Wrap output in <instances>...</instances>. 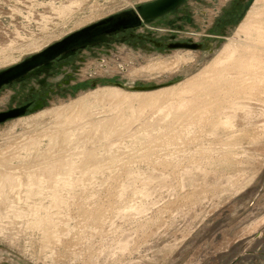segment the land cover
I'll use <instances>...</instances> for the list:
<instances>
[{
    "label": "rangeland",
    "instance_id": "rangeland-1",
    "mask_svg": "<svg viewBox=\"0 0 264 264\" xmlns=\"http://www.w3.org/2000/svg\"><path fill=\"white\" fill-rule=\"evenodd\" d=\"M148 1L0 0V70ZM246 2L188 0L182 9L192 22H182L181 30L168 26L166 16L132 31L156 41L179 31L178 40L211 44V54L142 47L137 39L118 36L72 58L77 68H66L70 86L53 93L43 108L0 123V181L6 180L2 174L14 177L0 187V261L264 264V98L183 92L163 99L158 109L139 112L135 95L185 82L228 39L244 45L249 35L238 29L246 16L252 14L254 24L264 21V0L244 11ZM184 52L192 60L178 69L150 70L158 60ZM154 84L161 86L130 89ZM33 86L35 79L4 87L0 111L25 102ZM106 87L129 92L118 115L110 101L97 97ZM83 96H91L86 114L56 117L59 108ZM89 124L103 129L89 132ZM88 150L93 154L85 155Z\"/></svg>",
    "mask_w": 264,
    "mask_h": 264
},
{
    "label": "bare ground",
    "instance_id": "bare-ground-1",
    "mask_svg": "<svg viewBox=\"0 0 264 264\" xmlns=\"http://www.w3.org/2000/svg\"><path fill=\"white\" fill-rule=\"evenodd\" d=\"M259 1L261 2V0ZM257 12L260 14L259 11ZM253 18L254 16L249 13L248 16H246V18L242 21L243 23L240 26V29H238V31L239 30L245 31L246 34L249 35V37H247L248 41L247 42L243 41L244 45L239 44L238 46L237 44H235L236 42L234 39H228L223 45L224 50H221L218 54H216L209 62H207V64L204 67L199 69L198 72H195V74H193L185 82L177 86L159 90L156 92H138V93L135 92L137 93L135 95H137L136 97L139 103L137 111L140 112L144 110L145 106H149L155 109L161 104L163 99L164 100L168 99L169 97H171V95L173 96V98H179V96L183 92H185L190 95L194 94L193 96H195V94H200L202 90L203 92L205 91L206 93H210L211 95L213 94V97H211L213 99L217 96V93H220V91L223 92L225 95H229V93L233 91L235 96L239 98H246V99L254 98L259 100L260 98L263 99L264 98V53L262 52L263 50L262 46L264 44V21H256V24H254ZM191 60H192V56L189 53L184 52L169 58H163L158 60L157 62L153 63L150 66V70L155 72H172L178 69L181 65H184ZM97 94H98L97 97L110 101L112 103L111 108L116 111V112L113 111L114 115H118V113L122 112L120 102L126 96L129 95V92H126L118 87L117 88L106 87L101 89V91L98 92ZM89 98H91V96L79 97L73 100V102H71L70 104L59 108L55 112L56 117L66 115V117L73 120L80 113L86 114L88 112L87 109H88ZM211 98L209 100H212ZM200 99L202 100L201 97ZM200 99L198 98V100ZM196 109L197 110L194 112V114L195 113L198 114L201 111V108L200 109L196 108ZM132 115H131V120L133 119ZM115 126H117V128L119 127L118 124H115ZM88 128H90L89 132L91 131V129L94 130L95 132H99L103 129V126L93 127V124H89ZM90 135L91 133H88L87 135L84 136H90ZM92 154L93 151L88 150L86 151L85 155L90 156ZM55 163L60 164L59 166L62 167L60 162H55ZM53 168L54 167L50 165L48 168L50 174L46 172L50 177L49 179H51ZM1 176L2 179L5 178L6 180L7 179L13 180L14 178L13 175L8 173L4 175L2 174ZM52 178H53L52 181H49L50 185L53 183L54 180V177ZM6 180L0 181V187ZM7 182L9 183V185H12L14 183V181H7ZM30 182L34 183L35 181H32L31 179ZM35 186L37 187V185ZM36 189L37 188H35L34 193H36ZM33 190L34 189L31 190L29 189L30 193L33 192Z\"/></svg>",
    "mask_w": 264,
    "mask_h": 264
},
{
    "label": "water",
    "instance_id": "water-1",
    "mask_svg": "<svg viewBox=\"0 0 264 264\" xmlns=\"http://www.w3.org/2000/svg\"><path fill=\"white\" fill-rule=\"evenodd\" d=\"M187 1L188 0H151L133 8L113 13L73 31L62 39L46 46L41 51L26 57L12 66L0 70V90L14 83H23L31 77L40 76L42 74L47 76L54 60H65L86 48L108 44L115 35L126 31H134L138 27L144 24H150L166 15L176 14ZM253 2L254 0H247L244 11H246ZM241 16L242 14H240V17ZM167 48L168 50H202L208 54L212 53L211 44L206 43L203 46L201 42H195L191 39L176 41L168 44ZM40 82H45V78H42ZM170 83L171 82L166 84ZM115 84L122 86L121 83ZM158 86L161 85H137L130 87V89L135 91H150L156 89ZM27 107L28 104L6 111H0V123L24 115L27 111ZM43 107V101H39L35 103L29 111L33 112Z\"/></svg>",
    "mask_w": 264,
    "mask_h": 264
},
{
    "label": "flooded vegetation",
    "instance_id": "flooded-vegetation-1",
    "mask_svg": "<svg viewBox=\"0 0 264 264\" xmlns=\"http://www.w3.org/2000/svg\"><path fill=\"white\" fill-rule=\"evenodd\" d=\"M182 7L179 9V11L176 14L166 15V16H171V18L166 21L168 26H170V27L176 26L178 30H181L182 29V27H181L182 22H185L188 24H190L192 22L191 18L189 17V14L187 13V11H184L182 9ZM178 32L179 31H176V32L172 31L170 34H163L162 36H160V39L156 41L151 37L150 33L145 32V33H142L140 35H136L132 31H126L124 33H120L118 35L113 36V39L111 40V42L116 37L119 36L121 41H125L128 39H130V40L137 39V41L142 42V47H145L146 44H149L156 49H166L167 50L168 44L174 43L176 41H185V40H178L177 39L176 36H177ZM188 39H186V40H188ZM108 44H105V45H108ZM81 51L77 52L74 56L69 57L65 60H58V59L54 60L52 63L51 69L49 70V73L47 76L42 74L40 76H35V77L29 78L28 80L35 79V86L28 89L27 100L25 102H23L22 104L9 107L6 110L28 104L27 111H26V113H27V112H29L31 107L34 106V104L39 102V101H43V103L45 105L48 98H50L51 95L53 93H55L57 90H66V88L70 86V81L72 79V72H70L69 69H66V68L69 65H72V71L73 72L75 71L74 69L77 67H75V65L71 59L78 56ZM58 75H62V77L63 78L65 77L66 79H63L62 77L59 79V78H57ZM42 78H45V82H43V83L40 82V80ZM28 80H26V81H28ZM26 81L23 83H14V84L24 85L26 83ZM5 87H7V86H5ZM3 262L4 261L1 260L0 264H4Z\"/></svg>",
    "mask_w": 264,
    "mask_h": 264
}]
</instances>
